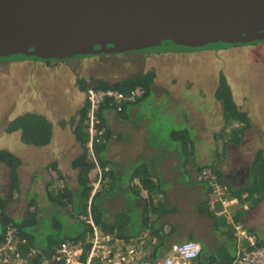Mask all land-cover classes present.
<instances>
[{"label":"trees","instance_id":"16d2710c","mask_svg":"<svg viewBox=\"0 0 264 264\" xmlns=\"http://www.w3.org/2000/svg\"><path fill=\"white\" fill-rule=\"evenodd\" d=\"M172 53L181 54V52H165L162 54ZM4 63L6 62H0V64ZM44 63L49 66H61L69 62ZM157 77V70L152 67L150 70L138 72L136 75L126 74L125 77L115 82L94 77H79L77 79L79 89L85 94L90 87L98 89L111 88L126 95H132L133 91L137 89L141 90V93L134 99L120 103L108 100L103 104L98 114L100 134L94 145L95 158L90 153L87 145L89 140V134L87 133V102L82 107H75L76 109H73L74 112L69 118L53 116L38 110H28L8 123L5 128L8 132H19L21 143L35 146L48 145L53 139L54 131L61 127L72 126L77 138L81 141L83 150L81 149V153L77 155L71 164L72 170H79L77 174L78 187L75 192L69 187V183H66V178L62 174V169H60L57 160H52L42 170L36 169L33 172L32 184L37 181L46 182L45 197L47 203H54L67 208V203L61 199V195L67 193L70 197L71 209L66 214L55 211L54 214H50V216L41 220L36 211L32 209H27L23 217L14 216L10 213V205L18 198L16 193L20 192L21 178L19 177V171L27 164V159L23 154H19L18 150L14 151L7 146L0 147V167L10 169L11 179L9 194L6 196L0 192V241L9 226L16 227L22 239L19 245L21 254L33 264H43L44 258H50L55 253V248L64 241L76 243L85 241L92 231V226L84 219L88 215L90 207L94 221L106 232L116 233L122 239L137 237L144 231L149 230L151 234L158 238L152 254L154 258L166 253L171 243L198 240L203 244V251L198 259V264H230L232 259H235L234 255L230 253L225 254L224 258L220 257L222 251L228 253L230 248L225 250L223 247H217L216 245L219 240L224 239L223 234L232 239L231 226L242 221L237 216L226 217L227 212L218 214L220 205H216V207L209 205V199L207 200V198L210 197L212 187L209 181L202 177V172L206 168H212L216 175L215 180L224 187L226 195L237 197L241 202L248 205V208L244 210H249L252 206L251 197L254 193H258L257 191L264 184V149L258 150L253 157V162H247L242 170L232 169L231 167V171L229 167L222 166L220 156L225 154V146L231 148L232 143L240 142V138L246 136V130L251 129L254 131L256 128L258 129L257 123L236 102L228 80L222 75L214 94L224 116L223 118L221 114L218 130L208 128L209 131L200 136V126L202 124H196L195 129H191L192 127L189 126L186 129L190 130L189 132L179 131L173 134L172 143L178 146L177 149L163 148L158 150L157 147V149H148L146 155H144L137 143L131 149L130 145L134 141L138 140L141 143L139 138L141 133L137 139L140 126L137 123H132V121L141 111L144 112L143 106L151 102L153 105L162 103L163 100L158 98L157 94L163 88L159 90ZM175 82L173 79L172 86ZM191 84L189 82L188 86H191ZM164 89L171 97L175 96L172 88ZM174 99H176V103L180 104L181 101L185 104L183 100L186 99V96ZM208 103L209 101L207 105ZM182 107L187 109V107ZM191 115L192 111L189 109L187 114H181L180 117L192 118ZM122 128L130 131V134L125 136ZM190 132L192 134L187 136ZM218 138H221V140H218ZM154 139V137H145L142 144L147 146L153 143ZM210 139L215 143V146L210 148V150H215V154L211 152L203 159V151L209 148L205 147L203 149L202 143L207 142L210 146ZM124 140L127 141V145L122 144ZM189 144L193 146L190 148ZM182 157H185L183 163L178 160ZM95 159L103 169L101 184H104V186L100 191H97L91 202H89L93 190V182L89 173L94 169L96 170ZM181 165H183V169L186 170V175L189 177L186 178V181L185 179L175 180L178 176H184L183 169H180ZM128 166L136 167L131 174L127 175ZM54 169L60 180L64 182V187L61 189L56 188L58 190L55 187L53 188L54 181L57 180L48 175L49 170ZM1 170L2 176L5 177L4 170ZM46 174L48 179L44 177ZM160 175L162 179H164L163 177H169L168 182H175L174 186L169 189L168 185L159 182L158 177ZM135 178H138L140 182L136 183ZM244 178L249 180L245 185L242 184ZM191 180L193 181L191 182ZM195 183H201L202 185L199 187ZM2 185L5 186V181H2ZM102 190H106L105 193L107 194L109 193L105 201L107 203L109 201L112 206L110 203H106L104 208L96 205L97 196ZM113 193L116 194L115 197ZM33 195L34 198L39 196L36 192ZM116 200L121 207L118 205L119 207L114 209L113 202L116 204ZM183 200L188 202L187 206L184 205ZM33 203H35V200H32L30 205L32 206ZM224 215L227 221L224 220ZM68 226L77 228L72 229L74 234L60 235ZM216 238L220 239L216 240ZM32 249H36L38 253L31 254ZM236 250H238V247Z\"/></svg>","mask_w":264,"mask_h":264},{"label":"rangeland","instance_id":"374dc122","mask_svg":"<svg viewBox=\"0 0 264 264\" xmlns=\"http://www.w3.org/2000/svg\"><path fill=\"white\" fill-rule=\"evenodd\" d=\"M152 67L157 70V86L159 90L163 88L157 94L158 98L163 101L161 104L159 103L160 105H153L152 102H147L149 104L143 106L144 112L141 111L132 121V123H137L140 126L137 139L140 133L142 138L139 137L141 143L138 140L134 141L133 145H130L131 149L136 146V143L142 149L144 155H146L148 149H157V147L158 150L163 148L177 149L178 146L172 143L173 134L179 131L189 132L190 130H186L188 129L187 127L191 126V129H195L196 124H202L200 126L202 129L213 128V130H218L222 112L219 103L215 100L216 96L214 94L219 86V79L222 75L228 80L236 102L249 113L257 123V127L264 132V43L259 46L253 45L251 47L232 48L221 51L209 50L187 54H118L89 58L88 60L79 59L68 64H62L61 66H49L44 62L34 61L6 62L0 64V145L15 146V149L18 150L16 151L19 154H23L27 159V164L19 171V177L21 178L19 184L20 192L16 193L18 198L10 205L11 214L23 217L27 209H32L36 211L41 220H44L50 214H54L55 211L66 214L71 209V204L67 193H62L61 195V199L67 203V208L54 203H47L45 197L46 182L37 181L32 184L33 172L36 169L42 170L45 166V161L55 158L56 151H33L28 149L25 144L21 143L19 132L11 133L5 129L8 123L28 110L39 109L46 113H48L47 110H50L49 114L58 117L72 114L74 106L77 103L76 99L79 88L77 79L79 77H94L115 82L125 77L126 74L136 75L138 72L150 70ZM173 79L176 82L172 86L171 82H173ZM189 82L192 83L191 86H188ZM164 88H172V92L175 94L174 98L186 96V99L183 100L185 104L181 101V105L176 103V99L171 97ZM201 100L204 101L202 102ZM208 101V113L204 111L205 109H199V107L195 109L191 105L189 109L191 108L192 118L180 117L181 114L185 115L189 112V109L182 107H188L187 103L193 104L195 102L196 104L199 102L201 106H205L204 103ZM66 108L69 109L63 111ZM222 117L224 118L223 114ZM66 129H69V127ZM122 132L125 136L130 134V131L125 128H122ZM191 134L192 132L187 136ZM145 137H154L155 139L153 143L145 146L142 144V140ZM218 140H221V138H218ZM210 141V146L207 142L202 143L203 147L209 148L203 151V159L211 154V152L215 154V150H210L211 146H215V143L211 139ZM253 141L254 138L252 136L249 137V142L254 144L255 141ZM59 142H63L61 144H64L71 141L68 139V136H65V139L62 137ZM122 144L127 145V141L124 140ZM192 146V144H189L190 148ZM69 147V149L59 150L61 154H64L59 161V167L62 169L64 178H66V183H69V187L75 192L78 187L77 174L79 170H72L71 164L81 152L71 149V146ZM140 158L144 159L143 157ZM184 158L182 157V159L178 160L182 162ZM135 167L128 166L127 175L131 174ZM0 168L4 170L5 176H2V170L0 169V192L7 196L11 187L10 169L3 166ZM180 169H183V165L180 166ZM54 170L52 172L55 174L58 182L54 181L53 188L61 189L64 187V182H61L58 173ZM182 172L184 176H178L175 180L181 181L185 179L186 181V178H189L186 175V170L183 169ZM102 173L103 169L101 168L100 171L96 167V170L94 169L89 173L91 181L97 183ZM44 177H47V174ZM158 178L159 182L168 185L169 189L174 186L175 182H168L169 177H163L164 179H162L160 175ZM2 181H5V186L2 185ZM195 184L199 187L202 185L201 183ZM103 186L104 184H101L100 190ZM34 192L38 193L39 196H35L34 198ZM105 192L106 190H102L96 199V205L101 206V208L106 207L107 202L105 200L109 193ZM113 195L115 197L116 194L113 193ZM32 200H35V203L31 206L30 202ZM115 202L117 205L113 202L114 209L120 206L117 200ZM183 202L185 206L188 205L186 200H183ZM108 203L110 202L108 201ZM47 220L46 222H48ZM74 228L76 227L68 226L60 235L74 234V231H72Z\"/></svg>","mask_w":264,"mask_h":264},{"label":"water","instance_id":"95a60500","mask_svg":"<svg viewBox=\"0 0 264 264\" xmlns=\"http://www.w3.org/2000/svg\"><path fill=\"white\" fill-rule=\"evenodd\" d=\"M264 43V0H0V62Z\"/></svg>","mask_w":264,"mask_h":264},{"label":"built area","instance_id":"2783aa9c","mask_svg":"<svg viewBox=\"0 0 264 264\" xmlns=\"http://www.w3.org/2000/svg\"><path fill=\"white\" fill-rule=\"evenodd\" d=\"M141 93L140 89L133 91L132 95H126L111 88L98 89L90 87L86 92L87 110V133L89 134L88 147L95 158L94 145L99 137V111L103 104L110 100L120 103L134 99ZM97 167H101L95 159ZM202 177L209 181L211 193L209 205L216 207L220 205L223 212L229 214L230 209L242 203L243 209L248 205L241 202L237 197H229L225 189L215 179L216 175L212 168H206ZM102 174L97 183L93 182L90 201L100 190ZM139 183L138 178L134 179ZM231 216L229 215L228 218ZM87 223L92 226V231L84 242L64 241L55 248V253L44 258L43 264H198L202 254L203 246L199 241L187 240L178 241L170 245L166 253L154 258L153 250L158 238L149 230L144 231L137 237L122 239L116 233L106 232L98 225L88 209V215L84 217ZM235 233L239 238L238 251L232 264H264V245H259L255 235L251 234L244 223L238 222L234 225ZM21 237L16 227L9 226L3 239L0 241V264H33L19 251ZM36 249L31 254H37Z\"/></svg>","mask_w":264,"mask_h":264},{"label":"crops","instance_id":"0c3cea01","mask_svg":"<svg viewBox=\"0 0 264 264\" xmlns=\"http://www.w3.org/2000/svg\"><path fill=\"white\" fill-rule=\"evenodd\" d=\"M85 98H86V94L83 93L78 88V95H77V99H76L77 103L74 107H76V108H77V106L82 107L86 103ZM201 101L203 102L204 100H201ZM204 104H205V106H201L199 104V102H197L196 104H195V102H193V104L187 103V105H188L187 109H189V107L191 105H193L195 109L197 107H199V109H205L204 111H207V113H208L207 102ZM69 108H66L63 111H65ZM38 111L43 112L39 109H38ZM47 111L49 114L50 110H47ZM44 113H46V112H44ZM70 115H68V116L64 115V116L69 118ZM68 127H69V129H66L67 127H61L58 130L54 131L53 139L48 145L35 146V145L25 144V146H27L28 149L33 150V151L34 150H40V151L53 150V151H56V156L52 160H57L59 162L61 160V157L64 156V154H61V152L59 151L60 149H67V148L69 149L70 148L69 146H71V149H75V150L80 151V152H81V149L83 150L81 141L77 138L76 132H74L73 129L70 128L71 126H68ZM208 131H209L208 128L207 129L201 128L200 136H203ZM58 132H60V133L58 134ZM60 134L63 135V136L62 135L61 136L64 139H65V136H68V139L71 142L61 144L63 142H59L60 139H62ZM245 134H246V136L244 135L243 137L240 138V142H238L236 144L232 143V147H233V148L231 147L232 149L230 147H227V146L224 147L223 146L224 150H225V154H222V156H220V158H221L220 164H222V166L229 167L230 170H231V167H232V169L242 170L245 168L247 162H249V163L253 162V157L258 150L264 149V132L261 131L260 128H258V129L256 128V130H254V131H252L251 129H248L245 131ZM251 136L254 138V141H255L254 144L249 142V137H251ZM203 138L205 139V136ZM0 147H6V146L0 145ZM7 147L11 148L14 151L17 150V149H15V146L14 147L7 146ZM203 149H205V147ZM52 160L45 161V166H47L48 162H50ZM237 163H239V164L237 165ZM59 165H60V162H59ZM46 173L48 174L47 171H46ZM48 175L51 176L54 180H57L56 182H58V179L56 178V176L52 172V170H49ZM54 180H52V181H54ZM248 181L249 180L244 178L242 184L245 185L246 183H248ZM61 182H63V180H61ZM248 190H250V189H248ZM257 192L258 193H254V195L251 197L252 206L249 210H244L242 207V203H239V205H235L232 209H230L229 214H227L226 217H228L229 215L230 216L233 215L235 217L237 216L238 219H240L242 221V223H245V226L247 227L248 231L251 234L255 235L258 244L264 245V184H263V187L260 190H258ZM251 193H253V192H251ZM208 199H210L209 196H208L207 200ZM222 213H223V211L220 208L218 214H222ZM224 217H225V215H224ZM226 217L224 220L227 221ZM193 225H194V223H193ZM231 233L233 234V236L231 237L232 239L228 238L225 234L222 235V237L224 238V239H222V241L219 240L220 238H216V240H219L218 243L216 241L217 247L218 246L223 247L225 250L227 248H230L228 250V253H224V251H222L220 253V257L222 256L224 258L225 254H229V253L231 255H234V257L236 256V253L238 251L236 249L238 247V243L240 240L235 233L234 226H231ZM196 241H198V240H196ZM171 244H169V245H171ZM233 260L234 259H232L231 263L233 262ZM215 263H216V261H215Z\"/></svg>","mask_w":264,"mask_h":264},{"label":"flooded vegetation","instance_id":"af4514ba","mask_svg":"<svg viewBox=\"0 0 264 264\" xmlns=\"http://www.w3.org/2000/svg\"><path fill=\"white\" fill-rule=\"evenodd\" d=\"M70 63V62H69Z\"/></svg>","mask_w":264,"mask_h":264}]
</instances>
